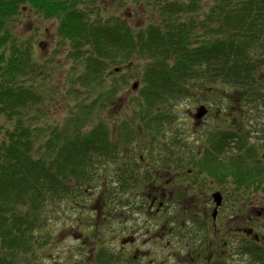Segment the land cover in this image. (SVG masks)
Masks as SVG:
<instances>
[{"label": "trees", "instance_id": "obj_1", "mask_svg": "<svg viewBox=\"0 0 264 264\" xmlns=\"http://www.w3.org/2000/svg\"><path fill=\"white\" fill-rule=\"evenodd\" d=\"M101 2L0 0V264H36L37 252L48 244L58 219L72 207H85L86 201L75 199L96 182L110 189L111 164L145 165L140 180L156 179V184L201 164L200 170L218 181L226 195L240 198L238 213L247 212L248 201L264 193V120L256 119L264 115V0H134L136 7L146 3L141 14L149 22L141 27L120 13L107 12ZM113 4L126 6L127 1ZM26 9L55 18L61 44L76 58L84 48L93 49L79 63L84 72L78 84L95 97L78 100L61 123L37 124L35 111L28 112L42 95L31 82L40 65L31 39L15 30V19ZM140 59L146 67L141 96L131 103L137 107L112 131L110 116L93 112L96 103L107 104L117 92L119 79L103 88L108 79L104 70L108 64ZM200 88L203 98L195 93ZM230 89H235L233 99L243 114L228 127L222 126L227 116L217 114L221 120L216 118L219 125L205 136L203 149L179 144L177 135H158L166 120L174 118L168 106L175 108L176 100L195 96L205 106L208 98L220 105ZM156 99L167 101L165 110H158ZM250 108L254 114L245 110ZM253 132L262 142H248ZM233 140L234 156L221 157ZM114 191L111 198L117 197ZM245 195L247 203L242 201ZM232 206L230 202L234 211ZM246 237L240 255L264 264V243Z\"/></svg>", "mask_w": 264, "mask_h": 264}, {"label": "rangeland", "instance_id": "obj_2", "mask_svg": "<svg viewBox=\"0 0 264 264\" xmlns=\"http://www.w3.org/2000/svg\"><path fill=\"white\" fill-rule=\"evenodd\" d=\"M126 1V6L119 7L113 4L114 0H102L100 4L109 13H120L127 18L129 23L136 27L145 26L149 21L141 14V11L146 3H140L136 7L134 6V0ZM23 11L15 19V30L22 36L31 39L33 55L40 61L39 72L33 76L31 82L42 95L40 102L35 104L36 106L30 107L28 112L30 115H33L32 112L35 111L38 117L37 124L61 123L65 120L66 116H69V109L73 108L78 100L95 97L91 91H87L78 84L82 83L79 82V75L84 72V67L82 65L79 66V63L86 61L90 55L89 51L93 49L91 47L89 50L84 48L86 52L76 58L65 43L61 44V39L56 30L57 21L55 18H44L30 9ZM133 61L135 62L134 59ZM136 61L135 64H128L127 62L113 65L108 64L104 70L108 79L103 88H109L112 79H119L115 87L117 92L114 94V98L107 104L98 105L99 103H96L93 107V112L95 116H110L108 126L112 131L121 124L124 118L132 116V112L137 106L131 103L135 102L137 96H141L139 94L142 86L141 74L146 65L144 66L142 59ZM116 67H118V71L115 70ZM135 82L137 85L133 88L132 86ZM203 89H195V93L200 98L204 97L205 90ZM230 91V94L224 97L228 102L222 98L220 105L208 98L210 103L205 102V104L207 107L211 105L209 106L211 109L200 120H197L193 114L197 111L199 105L204 103L202 100H197L195 96H186L176 100V103L173 102L175 108H173V105L168 106L172 112L170 115L174 116V118L169 121L166 120L167 125L164 128V132L158 135H162L163 137H166V134L169 136L177 135L179 137L178 140H180L179 144L187 143L189 148L197 151L203 149L205 136L216 129L219 125L218 120H221L217 117V114L222 118L223 116H227V121L222 125L223 127L226 125L228 127L232 120L235 121L238 116L243 114V112L239 111L237 102L234 101L236 99L233 96L236 92L235 89H230ZM218 98L216 96V99ZM156 103L158 104V110H165L163 106L165 103L160 104L158 99H156ZM167 105L169 104L167 103ZM245 110L251 111L252 114L255 113L252 111V108ZM256 119L260 123H263L264 115H258ZM3 121L4 117L0 116V123ZM255 135H257L256 132L251 133V137L248 140L249 143L262 142ZM166 141L168 140L165 139L164 142ZM229 143L226 146L224 154L221 155L223 158H231L236 152L235 141L233 140ZM157 158L158 155H154V160ZM116 166L125 171L114 170L113 168H116ZM120 166L111 164V180L113 184L109 187L110 189L102 188L96 182L91 188L86 190L85 195L81 194L75 199V203L86 201L85 207L83 209L82 206H79L80 208L72 207V209H69L68 215L63 214L65 216L58 219L59 225L56 224L54 234L48 239V244L43 250L37 252L38 260L36 264H121L120 261L124 258L119 251L120 243L130 242L131 237L136 238L148 227L147 223L145 225V220L148 218L147 215H149V196L147 195V198H145L144 193L151 182L147 180L144 184L140 180L142 171H144L142 165L138 168L136 165ZM126 169H129V171ZM207 180H210V177L207 176ZM112 189L116 190L113 193L117 195L115 198L110 197ZM139 190L142 191L140 197L137 196ZM224 193L225 198L219 211L231 213L229 204L232 202V193L228 195H226V192ZM257 194L261 198L249 200L245 214L253 216L250 214L254 211L256 222L253 227L255 232L261 236L260 242L264 243V193L260 192ZM104 198L107 199V202L103 201ZM233 198L236 204L232 203V208L235 209L234 207H237L240 198L235 196V194ZM246 199L247 196L245 195L242 201ZM54 206L57 208V203ZM204 206H206L205 209L207 211L211 212L213 209L212 203L204 204ZM173 207L174 205L171 204V207L166 208L170 216L174 214V211H172ZM260 210H263V212L257 216L256 214ZM220 236L225 239L224 235L219 234L218 237ZM143 237L144 235L139 239ZM124 238H127V241H123ZM147 242V244L142 246L141 252L152 254V250H146L152 244L149 233ZM159 250L164 251V248L162 247ZM226 254L224 253V255ZM117 257L118 260H116ZM238 264L253 263H251L248 255H240L238 251Z\"/></svg>", "mask_w": 264, "mask_h": 264}, {"label": "flooded vegetation", "instance_id": "obj_3", "mask_svg": "<svg viewBox=\"0 0 264 264\" xmlns=\"http://www.w3.org/2000/svg\"><path fill=\"white\" fill-rule=\"evenodd\" d=\"M201 168V164L192 165L185 171L171 173L173 179L165 180L166 184H156V179L150 183L144 193L145 198L149 196V215L145 220L148 227L136 238L131 237L130 242L120 243L119 251L124 258L121 264H238L240 244L246 236L252 239L243 230L255 224L256 216L254 211L250 214L253 216L238 213L236 206L231 213L220 212L221 206L214 212L212 194L219 191L224 199L225 193L218 181L207 180L206 171ZM141 192H137L138 197ZM231 198L236 204L233 195ZM210 203L213 204L211 212L204 206ZM171 204L173 216L166 210ZM148 233L152 244L146 250H152V254L141 252L142 246L148 243ZM219 234L225 239L218 237ZM162 247L164 251L159 250Z\"/></svg>", "mask_w": 264, "mask_h": 264}, {"label": "water", "instance_id": "obj_4", "mask_svg": "<svg viewBox=\"0 0 264 264\" xmlns=\"http://www.w3.org/2000/svg\"><path fill=\"white\" fill-rule=\"evenodd\" d=\"M115 70L118 71V67H116ZM136 85H137V83L135 82V83L133 84L132 87L135 88ZM207 110H208V109H207V107H206L204 104H200L199 107L197 108V111H196L195 114H194V117H195L197 120H200V119H201V118L207 113ZM212 196H213V200H214V203H215V206H214L213 211L216 212L217 209H218V207H219V206L221 205V203H222V194H221L219 191H217V192H214V193L212 194ZM261 211H262V210H260L259 213H261ZM245 231H246L247 234H250V233L253 232V229H252V228H247V229H245ZM253 236H254V238H255L256 240H258L259 236H258L257 233H254Z\"/></svg>", "mask_w": 264, "mask_h": 264}]
</instances>
